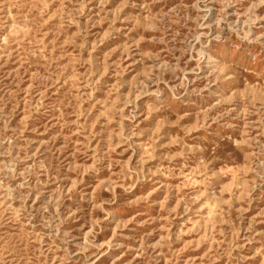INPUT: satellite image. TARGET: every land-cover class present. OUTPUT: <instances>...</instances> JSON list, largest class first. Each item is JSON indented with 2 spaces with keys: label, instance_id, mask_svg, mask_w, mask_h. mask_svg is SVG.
Masks as SVG:
<instances>
[{
  "label": "rangeland",
  "instance_id": "374dc122",
  "mask_svg": "<svg viewBox=\"0 0 264 264\" xmlns=\"http://www.w3.org/2000/svg\"><path fill=\"white\" fill-rule=\"evenodd\" d=\"M0 264H264V0H0Z\"/></svg>",
  "mask_w": 264,
  "mask_h": 264
}]
</instances>
